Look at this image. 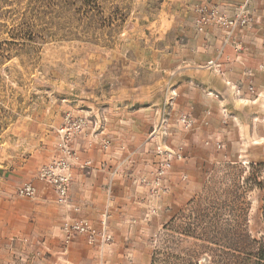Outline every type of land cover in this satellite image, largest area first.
Segmentation results:
<instances>
[{"label": "rangeland", "instance_id": "obj_1", "mask_svg": "<svg viewBox=\"0 0 264 264\" xmlns=\"http://www.w3.org/2000/svg\"><path fill=\"white\" fill-rule=\"evenodd\" d=\"M203 1L190 0L188 39L168 30L164 13L175 9L172 0H0V212L14 197L36 199L17 195L27 182H8L33 176V185L43 167L57 168L64 129L77 158L72 176L78 162L90 161L73 149L88 136L112 161L98 169L132 176L142 190L137 199L157 227L144 235L143 259L134 264L257 260L264 251V106L249 93L248 76L222 83L234 102L221 104L210 88L178 111L185 104L177 100L176 80L185 76V39L200 50L190 77L215 88L221 65L251 55V43L238 52L235 38L251 35L264 52V0L251 1V26L235 30L228 43L215 25L197 32L195 8ZM209 3L227 16L238 6ZM158 24L161 34L154 32ZM254 85L264 95V80ZM100 221L92 224L96 234Z\"/></svg>", "mask_w": 264, "mask_h": 264}, {"label": "crops", "instance_id": "obj_2", "mask_svg": "<svg viewBox=\"0 0 264 264\" xmlns=\"http://www.w3.org/2000/svg\"><path fill=\"white\" fill-rule=\"evenodd\" d=\"M172 1L174 2L171 4L174 3L175 9L169 14L164 13L167 17L166 21L169 22L168 30L173 31L175 37L184 36L189 39L190 26H192V17L188 12L190 0ZM217 2L225 10L233 4V0H217ZM161 13H159L160 18ZM154 32L161 34L160 24L154 27ZM249 36L235 38L234 44L238 52H241L244 44L246 46V43H251L249 45L251 55L243 59L244 54H236V63L229 65L228 69L226 65H221L223 73L222 76H216L218 82L216 88L213 84H208L207 79L203 77H190L191 69H194L193 54H198L200 50L195 47L193 51L188 40H184L186 45H183L185 49L182 51L184 53V58H182L184 59L183 74L185 76L176 80V92L178 93L177 100H181L185 106L177 107L178 111L189 110L186 105L194 99L192 94L196 92L202 94L204 91L208 92L210 88L220 94L221 104L234 102L229 90L223 87L222 83L225 81L245 82L248 78V71L253 72L255 83H263L264 73L258 72L257 66L258 64L264 65V56H260L264 52L258 47L259 44L254 42V37ZM226 50L227 53L231 51L230 48ZM158 52H160L159 48ZM200 57L205 58L204 55ZM177 65L176 59V69H178ZM248 68L251 70H247ZM194 84L200 86V90L193 88ZM201 97L202 101H208L204 96ZM105 126L108 128L109 125ZM73 149L78 154V158L84 161L89 159L92 165L83 168L84 162H78V166L73 170L67 205H58L55 201V193L38 181L32 182L37 196L34 201L23 203L16 199L17 203H15L14 197L13 201H8V205L1 208L0 260L2 263L134 264L135 261L143 259L139 254L138 245L143 244L144 235L152 232L157 225L146 203H139L137 199L141 196L142 190L131 183L132 176H106V171L102 173L100 168L98 169L101 163L108 165L112 161H109L108 155L102 154L92 146L90 137L77 138ZM21 178V180L19 177L17 181H11L12 183L8 182L9 186L29 183L33 180V176H22ZM104 213L108 214L107 231L111 236L110 243L103 246H98V244L90 246L84 239L76 237L69 244H64V234L61 229L64 222L83 218L97 225ZM146 218L149 222H146Z\"/></svg>", "mask_w": 264, "mask_h": 264}, {"label": "built area", "instance_id": "obj_3", "mask_svg": "<svg viewBox=\"0 0 264 264\" xmlns=\"http://www.w3.org/2000/svg\"><path fill=\"white\" fill-rule=\"evenodd\" d=\"M237 1L238 6L235 12L232 15L227 16L222 14L216 6L210 4L209 0H204L203 3L195 8V12L197 14V32L203 33L208 26L215 25L221 29L224 34L225 42L228 43L235 30L251 26L253 16L249 10V6L252 0ZM207 65L214 67L215 62L210 60ZM257 71L264 73V65L258 64ZM252 74V71L247 72V75L250 78L253 77ZM255 88L254 78H251L249 81L248 91L253 95L255 101H259L261 105L264 106V95L258 96ZM67 120H69V118H67ZM83 125L84 123L82 120L77 121L75 127L78 133ZM60 133L61 147L64 156L58 161L57 168L53 169L49 166L43 167L39 172L38 180L43 182V184L55 193L56 202L63 206L68 203L69 187L72 182L70 164L77 158L68 148V144L71 142L69 135H66L64 129H62ZM88 165H90V162L84 163V166ZM17 195L19 197L32 199L36 195V189L31 183H26L17 189ZM107 217V213L102 215L98 234L94 232L93 225L86 219L76 218L64 222L61 228L64 234V244H69L76 237L84 239L90 246H93L95 243L102 246L109 243L111 241V236L107 231ZM96 237L99 238L96 239Z\"/></svg>", "mask_w": 264, "mask_h": 264}, {"label": "trees", "instance_id": "obj_4", "mask_svg": "<svg viewBox=\"0 0 264 264\" xmlns=\"http://www.w3.org/2000/svg\"><path fill=\"white\" fill-rule=\"evenodd\" d=\"M93 1L95 2L97 0H93ZM259 253L260 254H258V256L256 257L257 260L253 264H263L264 263L263 254H261V253H264V251L261 250Z\"/></svg>", "mask_w": 264, "mask_h": 264}]
</instances>
